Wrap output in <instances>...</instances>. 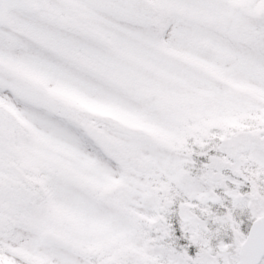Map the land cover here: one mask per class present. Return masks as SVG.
<instances>
[{
	"label": "snow or ice",
	"instance_id": "1",
	"mask_svg": "<svg viewBox=\"0 0 264 264\" xmlns=\"http://www.w3.org/2000/svg\"><path fill=\"white\" fill-rule=\"evenodd\" d=\"M0 264H264V0H0Z\"/></svg>",
	"mask_w": 264,
	"mask_h": 264
}]
</instances>
